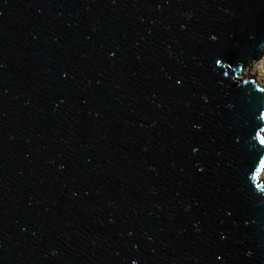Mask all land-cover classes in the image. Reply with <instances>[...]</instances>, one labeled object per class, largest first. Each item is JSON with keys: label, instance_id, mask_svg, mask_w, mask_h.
<instances>
[{"label": "water", "instance_id": "95a60500", "mask_svg": "<svg viewBox=\"0 0 264 264\" xmlns=\"http://www.w3.org/2000/svg\"><path fill=\"white\" fill-rule=\"evenodd\" d=\"M264 0H0V264H264Z\"/></svg>", "mask_w": 264, "mask_h": 264}, {"label": "rangeland", "instance_id": "374dc122", "mask_svg": "<svg viewBox=\"0 0 264 264\" xmlns=\"http://www.w3.org/2000/svg\"><path fill=\"white\" fill-rule=\"evenodd\" d=\"M257 60L258 61H255V63L252 62L251 64H247L245 66V67H249L248 72H250L251 76H248V77L253 78L256 82H257L256 78H259L260 80L264 81V49L261 50L259 58ZM258 62H260V63H258ZM238 78H240V77H238ZM261 172H262V178H263L264 177V165L262 166L259 173H261Z\"/></svg>", "mask_w": 264, "mask_h": 264}, {"label": "bare ground", "instance_id": "6f19581e", "mask_svg": "<svg viewBox=\"0 0 264 264\" xmlns=\"http://www.w3.org/2000/svg\"><path fill=\"white\" fill-rule=\"evenodd\" d=\"M255 61H258V60H254V61H252L253 63H255ZM252 62H250V63H248V64H251ZM258 63H260V62H258ZM251 66V65H250ZM248 70H249V67H244L241 71H239V73H237L236 74V78H238V77H240V78H242V77H245V76H251L250 75V72H248ZM256 80H257V82H259V84H261V85H263L264 86V81H262V80H260L259 78H256ZM263 134H264V129H263ZM264 165V164H263ZM260 175H259V178L262 180V181H264V177L262 178V172L261 173H259Z\"/></svg>", "mask_w": 264, "mask_h": 264}]
</instances>
